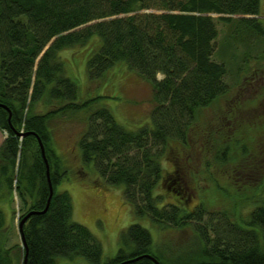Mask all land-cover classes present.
Segmentation results:
<instances>
[{
    "label": "trees",
    "instance_id": "1",
    "mask_svg": "<svg viewBox=\"0 0 264 264\" xmlns=\"http://www.w3.org/2000/svg\"><path fill=\"white\" fill-rule=\"evenodd\" d=\"M220 24L227 42L250 47L249 37L255 36L264 44L260 0H0V103L10 111L9 117L0 106V129L6 132L0 144V204L14 209L16 203L18 222L29 211L44 209L50 190L36 135L44 145L53 190L46 211L23 225L26 245L21 238L9 245L11 226L0 207V264H24L25 254L26 264H55L59 257L121 264L140 256L124 264H154L146 254L160 264H264L263 196L245 225L227 208L211 209L202 202L185 207L190 189H199L189 181V162L182 160L184 150L192 148L189 133L200 111L229 90L225 64L214 59ZM93 37L98 46L87 60L91 82L124 64L151 86L150 119L136 129L119 124L105 105L95 106L107 96L81 100L66 72L60 52L86 46ZM35 101L49 109L35 112ZM55 103L59 106L52 108ZM90 107L77 143L82 162L93 163L110 186L122 185L123 199L136 216L149 217L160 229H192L195 248L154 255L149 230L133 223L120 233L115 256L102 260L100 242L72 219L68 191L55 190L68 169L48 144L53 119ZM232 110L200 128L198 133L205 134L198 153L203 158L211 152L217 164H232L230 176L237 182L255 174L264 178V147L257 139L235 146L240 139ZM165 158L173 165L169 175L163 170ZM160 182L177 202L161 200L155 192ZM233 184L229 180V187Z\"/></svg>",
    "mask_w": 264,
    "mask_h": 264
},
{
    "label": "rangeland",
    "instance_id": "2",
    "mask_svg": "<svg viewBox=\"0 0 264 264\" xmlns=\"http://www.w3.org/2000/svg\"><path fill=\"white\" fill-rule=\"evenodd\" d=\"M260 16L264 19V0H260ZM219 28L214 59L225 64V82L229 90L211 106L200 111L199 122L189 133L192 148L184 150L182 160L189 162V181L196 183L199 189L198 192L190 189L191 194L185 202V207L193 209L202 202L211 209L227 208L239 224L245 225L244 219L255 206L256 200L259 196L264 197V178L258 179L255 174L253 178L239 179L237 182L230 176L232 164H217L211 152L205 153L201 158L198 150L201 141L204 142L205 133L198 132L200 128L206 127L207 122L213 120L214 116L222 117L225 112L234 109L232 112L237 122L234 129L240 139V142L236 141L235 146L240 148L243 143L257 139L260 140V146L264 147V44L255 36L249 37L250 47H246L243 42H227L225 27L220 24ZM97 46L98 41L93 37L86 46L62 50L60 56L66 72L77 83L81 100L96 95L107 96L96 102L95 106L105 105L119 124L127 129H136L150 119V111L154 105L151 86L124 64L116 65L101 80L91 82L87 72V60ZM158 78H161V75H158ZM58 106L59 104L55 103L52 108ZM33 108L37 113H44L49 109L45 103L36 101ZM90 112L91 107L72 116L64 115L53 119L49 128L51 140L48 144L49 148L64 160L68 169L67 176L56 185L55 190L68 191L72 201V219L86 226L100 242L102 260L115 256L120 246V233L133 223L149 230L154 255H159V252L167 253L168 250L176 254L182 248L186 251L195 248L197 239L192 229H160L149 217L136 216L132 207L123 199L124 187L110 186L98 176L93 163L82 162L77 143L86 129L87 120L84 116L87 117ZM5 137L6 132L0 129V144ZM162 165L165 174L172 173L173 165L168 158L163 159ZM261 165L264 167V158ZM228 179L237 186L233 184L229 187ZM197 180L199 184L195 182ZM189 181L187 179V182ZM155 192L161 195L163 202H177V197L166 190L163 182L156 186ZM0 207L4 209L11 226L9 245H15L20 241L19 207L16 203L14 209L7 203H1ZM55 264L88 263L82 258L67 260L59 257Z\"/></svg>",
    "mask_w": 264,
    "mask_h": 264
},
{
    "label": "water",
    "instance_id": "3",
    "mask_svg": "<svg viewBox=\"0 0 264 264\" xmlns=\"http://www.w3.org/2000/svg\"><path fill=\"white\" fill-rule=\"evenodd\" d=\"M0 106L3 107L6 110L8 109V107L5 106L4 104H1L0 103ZM8 111H9V109H8ZM9 117H10V111H9ZM18 134H19V136H23L25 133L18 132ZM36 137H37V140H38V143H39V146H40V150H41L42 157H43L44 162L46 164V176H47V179H48V184H49V190H50V192H49V196H48L47 201H46V205H45V207H44V209L42 211H34V210L29 211L22 219H20V221L18 223V232H19L21 241H23L24 245H26L25 244V237H24V233H23V225H24L25 221L31 215H33V214H36V213H44L46 211V209L48 208L49 202H50V198L52 196V192H53V190H52V184H51L50 178H49V167H48V162H47V158H46V155H45L44 145H43L40 137L38 135H36ZM26 250H27V248H26ZM144 256L145 257H148L151 261H153L154 264H160V262L155 257H153L152 255L146 254ZM141 257L142 256L135 257L133 259H129V260L123 261L121 264H124L126 262H131V261H134V260H137V259H139ZM24 264H26V254L24 256Z\"/></svg>",
    "mask_w": 264,
    "mask_h": 264
}]
</instances>
